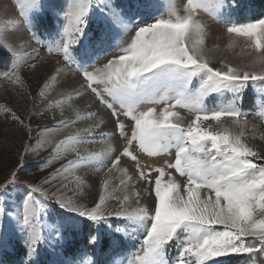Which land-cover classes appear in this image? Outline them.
<instances>
[{"label": "snow or ice", "instance_id": "1", "mask_svg": "<svg viewBox=\"0 0 264 264\" xmlns=\"http://www.w3.org/2000/svg\"><path fill=\"white\" fill-rule=\"evenodd\" d=\"M17 3L0 21V81L32 109L0 105L23 137L0 178V258L12 249L15 264H257L264 143L253 141L264 103L248 110L244 99L250 86L264 94V17L234 19L241 0H187L166 15L158 0ZM201 12L225 25L230 48L244 39L247 62L213 63ZM28 75L40 79L37 96ZM53 84L61 99L46 94ZM44 151L41 175L21 179ZM85 189L96 197L82 202Z\"/></svg>", "mask_w": 264, "mask_h": 264}, {"label": "rangeland", "instance_id": "2", "mask_svg": "<svg viewBox=\"0 0 264 264\" xmlns=\"http://www.w3.org/2000/svg\"><path fill=\"white\" fill-rule=\"evenodd\" d=\"M186 2L187 0H158V10L165 15L173 9H175L177 13L182 14ZM241 5V10L233 17L237 21H248L264 17V5L261 6L259 0H241ZM18 11L17 0H9L7 13L0 12V21H7L15 18ZM198 18L208 26V30L211 34L206 39V46L207 48L212 49L210 55L214 58L213 63H216L220 58L235 64L248 61L249 50L247 49V45L243 38L237 39L235 44L230 48L228 45L232 43V41L229 40L223 23L217 22L210 12H201ZM222 18L227 19L228 17ZM217 37H219V39H216ZM214 45H218V47H214ZM27 80L30 83L29 90L32 92L33 96H37L40 87H42L40 79L37 76L28 75ZM38 85H40V87H38ZM55 87L56 85L53 84L50 89L46 90V94L52 99H61L62 97L58 96L55 92ZM213 103H215V101H213ZM261 103H264V94L260 93L258 88L250 86L246 90L244 107L248 110L255 108L258 111ZM0 105L11 106L21 115H26L27 111L32 109V101L27 100L16 90V88L4 81H0ZM39 123L48 124L50 121L44 120L39 121ZM254 123L256 124V132L255 140L253 142L259 145L264 143V141L260 140L261 135H264V126H261L258 121H254ZM33 127H36V123H33ZM63 131L67 130L65 129ZM45 135L48 139L55 140L61 136V132L52 131L51 133H45ZM22 139L23 137L18 128L11 122L6 123L4 117L0 116V178H2V174L5 170L17 165L18 152L21 150ZM98 142L103 144L108 141L98 139ZM92 147H95V145H92ZM47 154L48 153L44 151L41 153V156L37 157L33 155L30 159L26 160L24 162L26 166L23 170L21 179L26 180L30 177L41 175L34 165L42 161L43 157L47 156ZM68 195H72V193L70 192ZM80 196L82 202H89L96 197V191L95 189H85ZM60 211L63 212V210ZM64 215L71 216L72 214L64 213ZM42 223L48 224L51 223V221L48 220L46 215H44L42 216ZM81 228L83 229V232L80 236L76 237L75 241H73L74 244L79 242V246L83 245L84 235H86L87 232V225L82 220ZM66 255H71V253H66ZM17 259H19V257L13 253L12 249H9L8 253L0 258V264H15ZM253 259L259 264V260L264 259V257L253 255ZM240 264H243V262L241 261Z\"/></svg>", "mask_w": 264, "mask_h": 264}, {"label": "trees", "instance_id": "3", "mask_svg": "<svg viewBox=\"0 0 264 264\" xmlns=\"http://www.w3.org/2000/svg\"><path fill=\"white\" fill-rule=\"evenodd\" d=\"M259 3L262 5H264V0H259Z\"/></svg>", "mask_w": 264, "mask_h": 264}, {"label": "bare ground", "instance_id": "4", "mask_svg": "<svg viewBox=\"0 0 264 264\" xmlns=\"http://www.w3.org/2000/svg\"><path fill=\"white\" fill-rule=\"evenodd\" d=\"M12 8H13V7H12ZM14 10H15V9H14ZM213 25H214V24H213ZM214 26H215V25H214ZM214 26H213V27H214Z\"/></svg>", "mask_w": 264, "mask_h": 264}]
</instances>
